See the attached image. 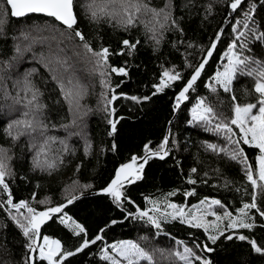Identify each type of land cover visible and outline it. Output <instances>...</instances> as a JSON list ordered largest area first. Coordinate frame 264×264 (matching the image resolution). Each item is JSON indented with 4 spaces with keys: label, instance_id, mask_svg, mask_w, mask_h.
Masks as SVG:
<instances>
[{
    "label": "snow or ice",
    "instance_id": "obj_1",
    "mask_svg": "<svg viewBox=\"0 0 264 264\" xmlns=\"http://www.w3.org/2000/svg\"><path fill=\"white\" fill-rule=\"evenodd\" d=\"M220 5L228 15L207 43L187 39L192 21L198 18L200 26L210 23ZM260 9L264 2L258 8L255 0H160L159 4L153 0H0V136L6 142L0 144V231L4 232L5 252H10L9 227L21 238L17 243L22 254L15 264H71L70 257L97 242H101L97 264H213L210 257L221 240L246 242L252 253L264 257V244L242 231L264 230V13ZM30 15L46 18L44 24L29 25L18 34L12 29L9 34L10 18ZM82 21L93 26L91 35L81 29ZM101 25L111 29L110 36L130 35L133 30H138V36L134 41L117 37L118 49H112L103 44ZM168 34L174 39L168 41ZM140 36L153 55L161 53L166 42L180 53L182 69L175 64L159 65L152 96L182 85L171 100V112L176 115L186 110L188 126L211 134L213 139L199 141L196 163H203V153L216 160L217 166H206L202 173L196 166L188 169L184 182L192 187L182 191L184 203L173 200L181 194L179 188L143 195V204L128 196L127 186L146 179L145 168L151 160H164L181 147L169 120V128L155 147L145 143L143 155L133 154L120 163L99 188L97 195L107 198L122 219H111L90 236L68 211L93 188L91 182L81 183L78 175L94 151L86 123L93 108L85 101L96 96V111L104 113L106 134L114 137L119 123L115 103L126 99L139 104L151 99L118 91L130 75L128 63L119 67L110 63L113 55L133 57L141 45ZM222 42L224 50L215 59ZM69 43L74 44L71 56L67 54ZM26 62L32 66L24 67ZM113 74L120 78L119 83L114 84ZM241 80L245 81V102L236 95L235 85ZM74 138L82 144V157H78L81 149ZM110 150H117L115 142ZM77 159L72 176L63 178L62 173ZM220 161L236 166L242 179L225 175L218 166ZM176 165L181 167L180 161ZM20 170L21 181L31 183L38 177L35 189L44 187L41 179L48 185H62L61 199L54 202L49 195L38 199L37 191H32L30 198L17 200L11 185ZM213 177L221 183L211 187L239 196L234 211L230 202L215 197L187 202L197 197L198 183L208 185ZM49 222L62 226L78 243L66 245L44 234L42 229ZM125 223L146 234L111 243L105 240L107 229ZM175 224L184 227L192 239H178L170 233L168 226ZM161 237H167L171 245L156 246L154 242Z\"/></svg>",
    "mask_w": 264,
    "mask_h": 264
},
{
    "label": "trees",
    "instance_id": "obj_2",
    "mask_svg": "<svg viewBox=\"0 0 264 264\" xmlns=\"http://www.w3.org/2000/svg\"><path fill=\"white\" fill-rule=\"evenodd\" d=\"M160 0H153L154 4H159ZM259 5L264 0H255ZM247 5L245 4V7ZM223 5L217 6L214 15L210 18V23L205 22L204 26H200L199 19L192 21L191 27L188 29L187 39L195 40L199 43L206 44L209 36L212 35L223 22V17L227 16V12L222 11ZM264 13V9H260ZM44 17L39 15H30L27 18H10L8 25L9 34L11 30L24 29L29 25H43L45 22ZM81 29L88 35H91L92 27L87 24L86 21H82L80 24ZM226 29L228 25L224 26ZM104 46H111L112 49H118L117 37L122 40L125 38H131L133 41L138 36V30H133L129 35L128 33H117L115 36H110L111 29L106 25H101ZM141 45L138 47V51L133 57H128L126 54L121 56L113 55L110 58V63L113 66H123L125 61L128 63V70L130 75L125 77V83L121 85L118 91H123L128 95L143 96L148 95L151 97L148 101H143L139 104L126 99H120L115 103L117 109L116 118L119 119L117 125L118 131L114 137L107 136V125L104 118V113L96 111L97 99L96 96H89L85 103L93 108V112L86 117V123L88 125V133L94 142V151L90 159L85 161V167L78 174L81 183L91 182L93 188L88 190H98L106 184L111 175L114 174L115 167L120 163H123L130 159L131 155L143 154V145L151 142V146L155 147L166 133V127L168 121L173 116L171 112V100L175 91H178L180 84L175 89H168L165 93L152 96V83L158 79V74L161 71L159 65L164 63L166 67H170L172 64L177 65L182 69V57L179 52L171 50L169 43H165L162 47L161 53L153 55L151 48L143 45V37L140 36ZM174 39L172 34H168V41ZM3 41H0L2 44ZM11 43V41H9ZM97 46L94 44V47ZM225 43H221L218 46L217 52L214 53V58L218 59L219 54L224 50ZM74 44L69 43L67 45V54L72 55V49ZM39 50V49H37ZM183 51V49H181ZM199 53H196L192 57L193 61ZM211 67H214V61L210 62ZM30 63H25L24 67H31ZM211 71V68L209 69ZM206 78V77H205ZM87 80V78H86ZM120 78L113 74V81L119 83ZM245 81H239L235 87L237 89L236 95L240 102H245L247 99L244 96L243 86ZM98 92L99 89L97 88ZM201 94H204L203 88L200 89ZM223 98V97H222ZM186 110L179 112L173 119L172 132L176 136L179 145L178 150L173 149L169 157L164 160L154 158L146 165L145 174L146 179L138 182L135 185L127 186V194L137 203L143 204V195L153 194L158 195L160 192H167L173 188L181 189V194L177 197H173L177 203H184L185 199L182 196V191L185 188H191V185H187L184 182V176H186L190 167L196 166L202 173L205 167L217 166V161L211 156L200 153V159L203 163H196V155L200 151L198 148L199 141L204 139H213L210 133H204L202 131L195 130L188 126L185 121ZM122 118V119H121ZM115 142L117 150L111 151V144ZM5 140L0 136V144H5ZM73 143L76 144L81 151L78 153V157H82V144L76 143L74 138ZM171 147V145H170ZM104 148V152H100V149ZM253 154L249 152L251 157ZM180 161L181 167H177L176 161ZM79 160H74L73 163L62 173L63 178L72 176L75 168V164ZM218 166L223 170V173L229 178L239 181L242 179L239 174L238 168L234 165L225 164L224 161H220ZM16 165L14 164V168ZM183 174L181 175V171ZM23 175V170L18 171L16 182L11 185L14 196L17 200L23 198H30L32 191H37V198H43L45 195H49L53 198V201H59L61 199L60 189L62 185H58L53 182L48 185L45 180L39 182L44 185L41 189H35V183L37 178L33 179L31 183L28 180L21 181L20 176ZM32 175V174H29ZM213 183H221L219 178L213 177L208 185L197 184V197H190L187 199L188 203H196L199 198L204 196L215 197L222 199L223 202L231 203L232 210L238 206L239 196L232 191H226L223 188L216 189L211 187ZM235 197V199H234ZM69 214L79 220L88 229L89 235L92 236L98 232L100 227H104L106 223H109L111 219H122L119 210L115 209L111 205L110 201L102 195L92 194L83 195L81 198L70 205L68 208ZM2 213V210H0ZM261 221L258 220V223ZM44 234L52 235L54 238H59L66 245H74L78 242L71 237V234L62 226H57L54 222L42 229ZM168 231L175 235L178 239L191 240L192 237L188 236L187 230L179 224L169 225ZM195 231V230H193ZM250 238L257 239L258 243L264 244V240L261 239L264 236V230L259 227L253 229L251 232L248 230H242ZM146 234L143 231L138 232L136 228L128 223L123 225L117 224L111 226L106 230L105 240L111 243L115 239H128L136 238L138 235ZM8 248L10 252L3 250L4 245V232L0 231V264H6L11 260L12 264L18 261L22 254V247L17 242H21V238L17 232H14L9 227L8 232ZM196 236L203 239L202 233L196 232ZM16 241V242H14ZM101 242H97V245L90 246L85 249L84 252L77 254L75 257H70L71 264H97L98 256H96L97 249ZM156 246L167 248L171 245V242L167 237H161L154 242ZM148 246V245H146ZM216 251L211 254L213 264H239L243 261L244 264H264V257H260L258 254L250 251V245L246 242L240 241H224L221 240L216 246ZM103 264V262H100Z\"/></svg>",
    "mask_w": 264,
    "mask_h": 264
},
{
    "label": "water",
    "instance_id": "obj_3",
    "mask_svg": "<svg viewBox=\"0 0 264 264\" xmlns=\"http://www.w3.org/2000/svg\"><path fill=\"white\" fill-rule=\"evenodd\" d=\"M228 15V14H227ZM223 23V22H222ZM226 24H224L223 26H225ZM175 115H173L170 120L173 121ZM169 128V124H167V127H166V131L167 129ZM143 155V154H142ZM126 162V161H125ZM99 190V189H98ZM98 190H93V191H89V192H86L84 195H92V194H97L98 193Z\"/></svg>",
    "mask_w": 264,
    "mask_h": 264
}]
</instances>
